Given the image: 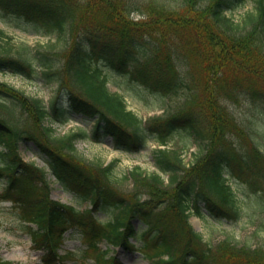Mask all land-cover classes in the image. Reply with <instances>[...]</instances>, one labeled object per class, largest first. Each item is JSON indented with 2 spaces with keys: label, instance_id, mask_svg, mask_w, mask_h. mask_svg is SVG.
<instances>
[{
  "label": "trees",
  "instance_id": "obj_1",
  "mask_svg": "<svg viewBox=\"0 0 264 264\" xmlns=\"http://www.w3.org/2000/svg\"><path fill=\"white\" fill-rule=\"evenodd\" d=\"M244 1L178 0L177 8L152 2L144 5V18L134 19L130 14L142 5L139 0H0V9L28 22L32 32L54 35L52 44L61 41L56 50L0 55V70L31 76L38 68L60 88V95L45 105L0 81V178H5L0 200H9L18 217L30 223L34 248L44 250L43 264H69V253L58 252L69 228L85 237L94 264L118 263L109 255L111 245L137 248L155 264H264L261 247L222 242L218 255L211 254L188 221L192 213L240 215L228 175L247 181L249 166L241 156L243 168H238L225 144L237 124L222 98L235 73L264 83V0H255L247 30L225 14ZM7 38L0 28V46ZM180 58L184 71L178 67ZM104 67L152 94L171 98L185 92L184 98L177 109L164 113L165 108L143 121L120 93L109 90ZM72 114L94 119L88 137H110L119 149L137 151L148 139L166 144L181 130L198 150L186 166L177 150L154 149L155 166L166 176L135 166L128 173L134 187L129 197L114 186L112 164L93 167L77 153L75 141L86 136L84 130L56 136L52 125L44 124L47 119L64 122ZM26 141L43 153L49 172L22 159L19 143ZM252 149L264 162L260 150ZM48 173L64 189L89 197L92 207L79 210L53 199ZM107 205L116 209L114 217L98 221L95 211ZM133 218L143 221L142 229ZM132 239L141 244L136 247ZM102 240L109 245L105 249L98 247ZM7 262L0 257V264Z\"/></svg>",
  "mask_w": 264,
  "mask_h": 264
},
{
  "label": "rangeland",
  "instance_id": "obj_2",
  "mask_svg": "<svg viewBox=\"0 0 264 264\" xmlns=\"http://www.w3.org/2000/svg\"><path fill=\"white\" fill-rule=\"evenodd\" d=\"M141 2L142 5L139 4V9L130 14L134 19L144 18L146 15L142 12L146 9L145 6L148 7V4L152 2L168 4L169 8L178 7V0H139V3ZM254 4L255 0H245L235 8L225 11V14L241 28L247 30L252 24L248 14L254 13ZM0 28L8 37V42H3L0 46V55L6 52L13 55H30L36 49L40 51L56 50L61 44V41L52 44L55 41L54 35L32 32L28 22L2 9H0ZM8 48L10 49L8 50ZM182 58L177 61L178 67L184 71L185 63ZM56 63L58 66L59 62L56 61ZM191 71L196 75L197 67L191 64ZM233 72H236V69ZM104 73L107 76L109 90L120 93L125 99L126 107L142 118L157 115L165 108L164 113L174 108L177 109L185 95V92H182L177 97L163 98L150 93L141 85L131 81L127 75L111 70L109 67H104ZM0 81L22 90L27 95L41 98L45 105H49L60 95L57 81L40 73L38 68L36 73L31 76L0 70ZM230 83L231 88L229 87ZM226 88L225 95L228 96L222 99L232 113L237 128L227 132L225 144L238 168H243L241 156H244L249 166L247 181H244V176L237 178L228 175V183L234 188L239 199L240 215L237 218H214L205 212L203 216L191 214L188 219L194 230L200 233V243L210 246L211 254L216 256L222 242L264 249V162L261 160V156L255 157L252 149L255 145L264 157V96L262 94L264 93V83L251 75L239 72L231 77ZM253 90L259 92L256 94ZM44 124L52 125L53 134L56 136L80 131V129L84 130L87 133L86 136L79 137L75 143L77 153L93 167L111 163L112 173L117 179H114V186L129 197L133 196L134 187L128 173L135 165L147 173L157 171L152 156L157 145L153 139L147 140L138 151H126L115 148L110 137H103L100 141H94L88 137L91 133L93 120L85 118L81 114H72L68 120L62 123L47 119ZM34 131L39 135L41 129L40 131L34 129ZM19 146L25 159L31 158L39 165L46 166L42 154L31 142H20ZM166 147L177 150L186 166L193 160V155L198 150V144L187 132L181 130L173 132L168 138ZM0 149L3 148L0 146ZM2 159L3 157L0 156V162ZM4 182V178H1L0 187H3ZM50 195L52 198L68 203L77 209L91 207L88 199L80 193L64 189L53 177L50 182ZM143 197L144 195H142ZM115 212L114 207L107 205L97 209L95 217L98 221L103 222L113 218ZM132 222L139 229L144 226L143 221L137 218H133ZM132 242L136 247L141 244L136 239H132ZM98 245L101 249L109 246L105 240L100 241ZM109 247L111 248L109 255L116 256L117 264H155L152 260L145 258L137 248ZM67 251L69 253L66 259L67 263L93 264V253L87 248L85 237L77 228H69L63 234L59 252L64 254ZM42 253L41 250L33 248L28 224L18 217L9 201L0 200V256L2 259L9 261L10 264H43L40 259Z\"/></svg>",
  "mask_w": 264,
  "mask_h": 264
}]
</instances>
